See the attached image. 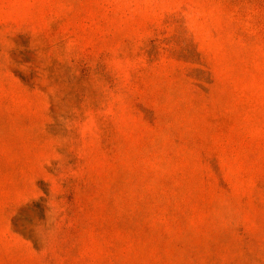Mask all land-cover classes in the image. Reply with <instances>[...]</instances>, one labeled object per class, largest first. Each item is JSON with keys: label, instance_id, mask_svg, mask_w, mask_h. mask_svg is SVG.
<instances>
[{"label": "rangeland", "instance_id": "374dc122", "mask_svg": "<svg viewBox=\"0 0 264 264\" xmlns=\"http://www.w3.org/2000/svg\"><path fill=\"white\" fill-rule=\"evenodd\" d=\"M40 264H264V0H0V239Z\"/></svg>", "mask_w": 264, "mask_h": 264}, {"label": "crops", "instance_id": "0c3cea01", "mask_svg": "<svg viewBox=\"0 0 264 264\" xmlns=\"http://www.w3.org/2000/svg\"><path fill=\"white\" fill-rule=\"evenodd\" d=\"M40 254L22 236L12 234L0 239V264H40Z\"/></svg>", "mask_w": 264, "mask_h": 264}]
</instances>
